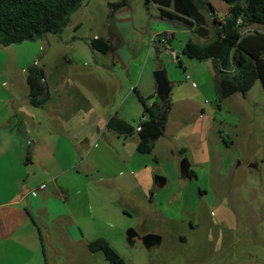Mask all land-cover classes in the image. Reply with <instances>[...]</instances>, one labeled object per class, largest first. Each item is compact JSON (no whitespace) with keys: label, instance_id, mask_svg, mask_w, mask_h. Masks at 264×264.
Masks as SVG:
<instances>
[{"label":"crops","instance_id":"obj_1","mask_svg":"<svg viewBox=\"0 0 264 264\" xmlns=\"http://www.w3.org/2000/svg\"><path fill=\"white\" fill-rule=\"evenodd\" d=\"M208 2L225 22L228 7L219 0ZM150 6L160 13L158 6L146 2ZM77 13L65 29V39L63 33L31 42L32 46L26 42L0 47V264H111L102 252L92 253L89 245L104 239L126 258L137 242L147 251L164 242L163 219L156 212L149 217V206L155 202L149 197V160L137 150L139 133H119L108 125L118 118L137 129L144 108L136 91L152 103L158 101L153 102L157 86L150 75L161 68L167 74L159 55L153 58L147 84H141L153 50H161L150 44L158 36L173 40L174 35L155 33L150 22L156 17L134 15L125 8L112 18L109 13L101 31L87 36ZM95 38L108 41L113 51L94 50ZM59 46L64 53L57 54ZM204 63L205 68L198 69L180 58L183 74L178 82L168 79L172 108L166 129L150 154L160 169L168 166L170 174L180 173L184 181L190 179L187 171L199 177V168L214 170L215 148L225 141L209 115L215 110L208 90H217L218 75L213 61ZM33 65L44 70L51 93L41 108L29 99L27 71ZM239 95L246 97L236 94L225 102L239 101ZM225 143L235 145L232 140ZM177 156L186 161L180 172L169 161ZM164 177L155 182L160 188L168 184L167 173ZM140 211L159 229L142 237L128 230L125 240L124 218ZM149 235L159 241L147 247L144 238Z\"/></svg>","mask_w":264,"mask_h":264},{"label":"rangeland","instance_id":"obj_2","mask_svg":"<svg viewBox=\"0 0 264 264\" xmlns=\"http://www.w3.org/2000/svg\"><path fill=\"white\" fill-rule=\"evenodd\" d=\"M123 1L127 3L125 8L134 15L156 17L150 22V29L167 36L173 34L174 39L168 40L173 49L181 54L180 58L198 69L205 68L206 63L190 60L182 54L192 37V30L184 23L160 20L159 11L154 6L146 7L145 0H83L82 9L75 15L82 17V33L91 36V33L101 31V25L110 13L109 5H119ZM125 8L118 9L116 13L124 12ZM204 13L213 33L216 17L210 12ZM213 37L211 34L200 42L207 43ZM27 44L33 45L31 42ZM56 52L62 54L65 48L59 46ZM159 52L153 50L142 86L147 84V74L158 55L166 67L169 80L178 82L183 74L178 69L179 63H174L163 49ZM155 72L153 70L150 77L156 86ZM208 92L213 94L211 104L215 110L209 115L225 140H221L215 148L218 160L214 170L211 166L199 168V177L184 181L180 173L170 174L168 166L162 165L160 169L152 156L141 155V158L149 160L147 172L152 186L149 197L155 202L154 206L148 205L149 217L156 212L163 219L160 229L164 242L150 251L137 242L130 255L122 257L126 264H264V88L259 81L246 97L239 95V101L222 103L218 101L215 88L210 86ZM154 96L153 102H156L157 92ZM230 140L235 143L234 146L225 143ZM164 152L169 156L168 150L164 149ZM184 159L177 156L175 161L171 158L169 161L175 162L174 168L180 172ZM165 173L168 184L160 188V184L155 182L158 178H165ZM124 219L122 231L125 240L128 230L142 237L159 229L152 225L144 211L134 212L133 216L128 215Z\"/></svg>","mask_w":264,"mask_h":264},{"label":"trees","instance_id":"obj_3","mask_svg":"<svg viewBox=\"0 0 264 264\" xmlns=\"http://www.w3.org/2000/svg\"><path fill=\"white\" fill-rule=\"evenodd\" d=\"M219 1L228 7L229 17L225 22H219L214 15L216 24L212 33L204 13H215L208 0H146L148 4L159 7L163 19L182 22L192 30L183 55L199 62L213 61L218 75V101L222 103L236 94L246 95L259 81L264 88V35L250 33L241 37L238 26V19L242 18L244 27H264V0ZM82 4L83 0H0V47L36 42L48 35L62 36ZM123 6L124 3L109 5V17L112 18ZM211 34L214 36L211 41L200 42ZM92 46L102 54L113 51V46L102 38L95 39ZM27 74L30 103L35 108H41L51 100L45 72L34 65ZM136 95L144 108L143 117H146L138 124L142 130L138 132L140 142L137 150L142 155H150L156 142L164 135L172 105L169 99L152 103L151 99H145L137 91ZM108 126L119 133L136 132L135 126L118 118H113ZM187 175L190 179L197 178L193 171ZM89 249L92 253L102 252L111 264H126L104 239L92 242Z\"/></svg>","mask_w":264,"mask_h":264},{"label":"built area","instance_id":"obj_4","mask_svg":"<svg viewBox=\"0 0 264 264\" xmlns=\"http://www.w3.org/2000/svg\"><path fill=\"white\" fill-rule=\"evenodd\" d=\"M239 33L241 37L247 34H261L264 35V27L253 25L244 27V22L242 18L238 19ZM98 39V38H95ZM151 48H161L163 49L172 59L174 63H180L181 54L173 49L171 43L168 38L164 35L158 36L151 44ZM183 54V53H182ZM231 62L233 63L232 54H231ZM234 70L236 69L233 65ZM189 75H187V79H189ZM149 107H152V104H149ZM146 117L142 118V121H145ZM142 128L140 126L137 127L136 131L141 132ZM36 195V194H35Z\"/></svg>","mask_w":264,"mask_h":264},{"label":"water","instance_id":"obj_5","mask_svg":"<svg viewBox=\"0 0 264 264\" xmlns=\"http://www.w3.org/2000/svg\"><path fill=\"white\" fill-rule=\"evenodd\" d=\"M155 81H156V92H157V97L160 102H165L170 98L171 92H172V87L171 84L168 80L167 74L164 70H157L154 73ZM186 161H183L182 163V169L184 166V163ZM188 174V171H187ZM156 241H159V238L153 235L146 236L144 238V243L147 247L152 246L154 243H157Z\"/></svg>","mask_w":264,"mask_h":264}]
</instances>
